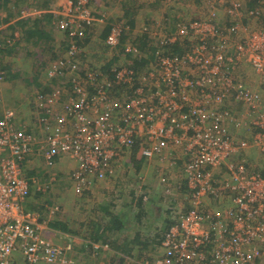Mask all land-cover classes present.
Masks as SVG:
<instances>
[{
  "label": "built area",
  "instance_id": "obj_1",
  "mask_svg": "<svg viewBox=\"0 0 264 264\" xmlns=\"http://www.w3.org/2000/svg\"><path fill=\"white\" fill-rule=\"evenodd\" d=\"M259 2L261 8L249 11L241 0L229 1L226 15L234 23L222 29L211 12L178 22L170 35L160 33L156 40L177 41L182 54L157 52L139 74L124 63L113 66L116 84L135 87L132 95L114 96L106 75L77 60L76 42L98 19L91 0H54V28L69 46L49 63L45 76L64 78L71 87L36 92L31 122H21L16 109L1 110L0 264H76L81 258L72 241L46 236L39 214L25 208L30 189L45 188L27 177L30 164L41 162L50 184L58 177L55 165L67 159L73 190L82 194L94 183L112 181L135 145L137 158L178 166L185 183V203L174 213L158 255L138 264H264V175L244 158L233 159L264 140V105L237 69L250 64L264 88V26L250 31V22L264 16V0ZM39 13L23 9L20 17ZM128 29L112 23L106 47L116 48ZM124 46L138 53L130 43ZM232 101L250 113L247 127L258 132L251 144L234 140L229 130L230 124L246 126ZM262 153L264 164V146ZM58 212L52 203L47 219Z\"/></svg>",
  "mask_w": 264,
  "mask_h": 264
},
{
  "label": "rangeland",
  "instance_id": "obj_2",
  "mask_svg": "<svg viewBox=\"0 0 264 264\" xmlns=\"http://www.w3.org/2000/svg\"><path fill=\"white\" fill-rule=\"evenodd\" d=\"M1 1V0H0ZM181 3H177L174 0H163V3L158 2V7L155 9H159L162 7H168L173 8L171 4H178L180 5L178 7H174V11L177 10L176 15H169L171 18V22H175L176 19L179 20H189V19H203L206 18V16H209V14L212 12L215 14V17L218 20V23L220 25L224 24L226 20V10L228 8V0H225L224 3H219L217 0H200L201 2L198 4L197 0H178ZM231 1V0H229ZM40 2V1H37ZM0 3H3L0 2ZM21 4V3H20ZM19 4V5H20ZM38 4V3H37ZM163 4V6H162ZM182 5H184L185 9L187 8V5L190 4V13H188L185 16L178 15L182 11ZM40 5V4H39ZM53 3L50 6V10H52ZM92 7V6H91ZM35 8V7H34ZM150 8V7H149ZM170 8V9H171ZM176 8V9H175ZM30 11H33V7L29 8ZM37 10V9H36ZM1 15L6 16L8 14V11L6 8L1 9ZM172 11V12H174ZM42 12V11H41ZM185 13V10L184 12ZM166 14V13H165ZM163 13L162 16L159 18L155 17H142L141 20H138L133 25V31H131L128 34V40H132L138 31V28H140L144 23L149 22L150 29L152 32V39H156L157 36L160 35V32H158V28H160L162 31H165V28L163 26V17L165 15ZM174 18V19H173ZM246 18L245 14L241 15V22L242 20ZM119 22L118 20H116ZM114 21V22H116ZM125 21V20H121ZM112 22V23H114ZM247 22V21H245ZM253 22V23H252ZM136 24V26H135ZM158 26V27H157ZM226 26V25H223ZM50 32L52 34V37L54 40L52 42L47 43H28V42H19L11 51L10 53H2L0 54V71L1 67L4 68L5 66V74L4 78L6 81H3V87L1 90V96L0 100L2 99V103L0 102V115L1 110L13 108L18 111V114L20 116L21 122H31L32 121V100H33V94L37 91V89L46 88L44 85V82L46 81L45 76V70L50 62L56 60V58H59L63 55L66 44V36L56 30L54 28V24L52 23L49 25ZM250 31L256 30L263 27H258V24L253 20L250 22ZM5 34L11 33L10 30H7L4 32ZM4 34V35H5ZM19 34V33H18ZM3 35V34H2ZM151 36V33H150ZM232 42H234V38H230ZM51 44H55V48L52 51H45L47 50ZM102 49L99 48L101 51L99 55L93 56L95 61H101L102 58L106 55L113 54L116 63H124L123 58V49L124 46H118L117 48H108L104 45H102ZM85 51L84 57H80L79 61L86 60L87 64H91V61L89 57H87ZM81 59V60H80ZM82 61V62H83ZM102 62V61H101ZM251 70L254 72L252 66L250 64H247ZM242 66V65H241ZM238 67V74L241 78H243L242 75V67ZM255 73V72H254ZM12 74H15L16 77H10ZM256 74V73H255ZM257 75V74H256ZM259 78V81H257V86H259L256 91L258 93L261 102L264 105V88L262 86V78L257 75ZM245 83V79H242ZM245 80V81H244ZM38 83V84H37ZM63 83V84H62ZM66 79H62V81L58 80L57 84H62V88L67 90L68 85L66 84ZM41 87V88H40ZM253 90V89H252ZM232 109H234L232 106H230ZM241 107V106H239ZM242 108V107H241ZM32 110V111H31ZM259 113V112H258ZM250 114V113H249ZM251 117L242 116V121L245 125H239L237 131V135L241 133V137H238L237 135L233 134L232 129L230 128V131L232 132V136L234 140H246L250 144L254 141L255 135L258 133L255 132L254 129L250 128V126L247 127L248 122L250 121ZM240 121V120H239ZM246 130V132L241 131ZM263 138V137H262ZM261 141V140H260ZM260 145H253L249 148H253L255 155L253 154V158H250V155H248V152L242 151L236 156H233L234 160H240L244 158L248 164H251V166H255L258 168H263V153H262V147L264 146V140L263 142H259ZM248 155V156H247ZM62 160V161H61ZM61 164L55 165V170L57 172L58 177L56 178L54 183L52 184V188L49 191H46V193L38 198V202L41 203L45 200L51 199L53 203H56L59 208V212L56 214V216L53 219H59L64 220L67 222L68 229H70L71 233H64L59 230H54L49 226V221L51 219H46L47 214L46 212H40L37 209H31L36 211L39 214L40 222L43 223V225L46 227L43 230V233L46 234V231L50 230V233H48V236L51 240L57 242V243H65L67 241H72L73 245L76 248H79V245L84 241V239L89 238L90 235H92L91 232H93L92 223L94 222H100L99 217H101V213L97 211V205L103 204L104 206L107 205V203H116V209L120 210V212L126 217V221L128 222L127 230L129 229L131 235L137 230V227H140V230L144 233L150 232L152 229L148 225L151 221L159 222L161 221V218L164 217L166 209L170 208L172 206L173 214L176 212L177 209L182 208L185 201L184 193L181 194V188L180 191L178 190L181 181H182V174L180 172V168L178 166H174V168H170L168 166V163L166 161L157 160V158L153 159L156 161L154 164L151 162V164H148L142 170L141 172V179H136L134 177V172H130L124 170L122 172V175L120 177L114 178L112 181L108 182L105 185H100L99 183H94L90 189L85 190L82 194H76L73 190L72 183L69 180L68 172L71 168V165L64 166V161L61 159ZM59 163V162H58ZM150 163V161L148 162ZM162 164V165H161ZM36 167L38 170L43 169L46 170L41 162L34 161V163L30 164L28 168ZM159 167V169H158ZM158 169V170H157ZM120 170V168H119ZM118 170V171H119ZM153 170V171H152ZM169 170V171H168ZM168 171V175L167 172ZM146 174H144V173ZM157 172V173H156ZM155 173L156 175H154ZM149 176V178H148ZM166 176V177H165ZM162 178H164L162 180ZM167 178V179H166ZM155 179V180H154ZM39 182H43L42 178L37 179ZM165 182V183H163ZM141 186H149V192L151 193L150 196V202L147 204V206H144V208L147 209L146 216L143 215L141 217V221L139 222L135 218V213L137 212V209L135 207L136 200H133L131 202V198L129 196V192L131 189L134 190L135 197H138L139 194V188ZM179 186V187H178ZM34 193V192H32ZM122 193V195H121ZM137 199V198H136ZM134 205V206H133ZM226 204H222V206H225ZM25 206V205H24ZM36 208H38L37 205L34 204ZM25 208H27L25 206ZM28 209V208H27ZM52 219V220H53ZM45 222V223H44ZM159 247H157L156 252H150L149 255L153 257L152 259H155L156 255H158ZM85 252V251H84ZM137 250L133 253V258L131 260V263L133 264L134 261L141 260L143 254L138 256ZM81 258H78L76 261V264H98L104 263V264H118L119 255H116L114 253H94V256H89V254L84 257V254L80 253ZM93 255V254H91ZM83 257V258H82ZM140 257V259H139ZM120 263V262H119Z\"/></svg>",
  "mask_w": 264,
  "mask_h": 264
},
{
  "label": "trees",
  "instance_id": "obj_3",
  "mask_svg": "<svg viewBox=\"0 0 264 264\" xmlns=\"http://www.w3.org/2000/svg\"><path fill=\"white\" fill-rule=\"evenodd\" d=\"M2 1L3 3H0V42L2 43L0 54L10 53L11 51H13L14 47L19 42H23V43L28 42V43L37 44V43H47V42L50 43L54 40L50 32V27H48L54 21L53 20L54 16L49 9L51 4L54 2V0H1L0 2ZM241 1L243 2V4H245L246 9L249 11L250 10L255 11L256 9H259L263 6V4L259 2V0H241ZM200 2H201L200 0H197L198 4ZM30 7L33 8L35 7L37 10H41L42 12L33 17H20L21 10L29 9ZM2 8L7 9L8 14H6V16L1 15ZM124 19L125 21H119V22H122L124 26H128L129 29L127 30L128 32L126 34L124 33V35L120 38L119 40L120 42L117 45V47L122 45L124 46L125 42H127L138 50V53L134 54L131 52H126L125 46L123 49L124 64L129 66L134 71L135 74H139L143 72L146 68H148V66L154 61L157 52L161 53L162 55H169V56H175V55L180 56L182 54L183 50L181 46H179L177 41L171 42L167 40L163 42L164 44H162L161 39L160 40L152 39V32L150 29L151 27L149 25V22L148 24L144 23L142 25L148 28L147 29L148 31L146 30L144 32H139L132 40H128V34L133 29L135 18L132 13L127 15V17ZM163 19H164L163 26L165 28V31H162L160 28H158L157 31L160 33H165L167 35H170L175 30L178 22L180 21L182 23L184 22L183 20H179V19H176L175 22L173 21L171 22V18L167 14L164 15ZM239 20H241V18ZM255 22L258 24L259 27L264 26V16L258 17V19L255 20ZM233 23H234L233 21L229 20L228 15L226 17L224 24L222 25H220V23H218L217 20V24L221 29L224 27L223 25H226L227 27L229 24L231 25ZM92 26L88 27L85 32V36L79 39L78 42H76L79 50V53L77 55L78 61L80 57H84L85 51L83 49L85 48V44L89 40L88 38L89 29ZM108 28L110 29L111 25ZM7 30H10L11 33L5 34L4 32H6ZM15 31H17L19 34H14ZM105 38L106 36L103 39L104 46H106L104 43ZM66 41L67 42L65 44V47L63 48L64 53L68 50V46H69L68 39ZM47 48L48 49L45 50L46 52L52 51L55 48V44H51ZM82 61L83 60H81L82 64L86 63V60H84L83 62ZM117 64L118 63H116L114 56H112L110 59H108L103 63H100V66L95 68H97V71H99L102 75H106V77L111 83L110 87H108V91H111V93L114 96H120L122 95V93L125 95H129L133 93L135 87L123 88L121 84L115 83V79L113 75L114 72L112 71V68ZM90 65H92V63ZM1 72L3 75L6 73L5 66L4 68L1 67ZM10 77H16V75L12 74ZM60 80L62 81V79H59V81ZM57 83H58V79L56 78H49V79L46 78V81L44 82L46 88L40 87L41 89H37L36 92L39 91L42 93L43 92L48 93L51 92L52 89L56 87V85H59V87L65 85V84L62 85L63 83L62 84H57ZM66 84L68 85L67 90H70L71 83L67 82ZM88 88H89V93L93 95L95 93L93 87L88 86ZM36 92L34 94H36ZM136 151L137 148L135 145L133 146L132 149V154L134 158L132 163L135 170L133 175L136 179L139 180L142 177L140 171L142 167H144L145 160L137 158ZM258 170L262 175H264V167L258 168ZM25 171L27 173L28 178L30 177H35L36 179L42 178L43 182L41 183H43L45 188L44 190H37L33 188L30 189L29 195L25 199L24 205L30 210L37 209V211L39 210L40 212H46L47 214V207L52 205L53 201L51 199L49 200L47 199L39 203L38 198L43 196L46 193V191L51 190L52 184L54 182H51L50 184L47 182L46 171H44L42 168L38 170L35 166L32 168L27 167ZM180 188H181V194L184 193L185 183H183L182 181ZM180 188L178 189L179 191ZM149 189H150L149 186H141L139 188L138 197L137 196L135 197V193L133 189H131V191L129 192L131 202L133 200H136V203L134 204L137 209V212L135 213V218L139 222L141 221L140 219L143 215L146 216L147 209L144 208V206H147V204L151 201L150 196L152 192H149ZM34 204L37 205L38 208H36ZM115 206L116 203H107L106 206H104L103 204L97 205V211L99 212V214L101 213V217H99L101 224L98 221L94 222V224L92 223L91 225L92 227L91 230H93V232H91L92 235H90L89 238H87V240L84 239L85 240L84 243H82V245H80L79 248L75 247L76 251L84 254V257H86L89 253H96V252L101 253V251L106 252L112 249L114 252L126 255L127 256L126 259L128 260L129 258H133V253L135 250H139L140 252H138V256H140L142 253L148 252V254L147 255L143 254L141 260H138L137 262L135 261L133 264H138L139 262H143L146 260L148 261L153 260L152 259L153 257H151L149 253L156 252L157 247L160 246V243L163 240L164 234L167 232L170 226L175 222V217L174 214L172 213L173 212L172 206L166 209L165 215L163 218H161V221L155 222V224L154 222L151 221L148 224L151 227V229L153 228L150 232L144 233L142 232V230L139 229V227H137L138 230H136L133 233V235L129 234L130 233L129 229L127 230L128 222L125 219L126 217L120 212V210H117ZM54 217H52L48 223L52 229L59 230L64 233L72 232L70 229H68V225L66 221L53 219ZM119 260L121 263L122 260H125V257L122 256L119 258Z\"/></svg>",
  "mask_w": 264,
  "mask_h": 264
},
{
  "label": "crops",
  "instance_id": "obj_4",
  "mask_svg": "<svg viewBox=\"0 0 264 264\" xmlns=\"http://www.w3.org/2000/svg\"><path fill=\"white\" fill-rule=\"evenodd\" d=\"M174 1H176L177 3H181L178 0H174ZM158 2L163 3V0H91L92 9L94 10L95 16L98 19L94 22L93 26L89 29V37H88L89 40L85 44V48L83 50L87 51L86 52L87 57L91 58L90 61L92 60L91 61L92 66L98 67V66H100V63L107 61L108 59H110L113 56V54L112 55L109 54V55L104 56L102 58L103 60H101L102 62L101 61H99V62L95 61V59L93 58V56L99 55V53L101 52L99 50V48L100 49L104 48V47H102L103 39L107 35V33L109 31L108 27L112 24V22H114L116 20H118V21L125 20L124 18H126L127 15L132 14V13L134 15V18H135L134 21L135 22H137L138 20H141L142 17L159 18L160 16L163 15V13L164 14L166 13L167 15H170V16L176 15L177 10L174 11V7L179 8V6H180V5H178V4L176 5L174 3V4H171L173 6V8L170 7L171 9L169 8V6L168 7L164 6V7H162V9L161 8L155 9L158 7ZM162 6H163V4H162ZM181 6H182V11L184 12V10H185V13L181 12L178 15L185 16L188 13H190V8H191L190 4L187 5L186 9H185L186 6L184 7V5H182V4H181ZM172 11H174V12H172ZM135 26H136V24H135ZM135 33H139V31H137ZM14 34H18V32L15 31ZM125 43H127V42H125ZM241 67H242V70H241L242 75H243V78L246 80V81L245 80L244 81L247 84V86L253 90L257 89L259 87V86H257V81H259L258 76L251 70V68L248 65L243 64ZM3 78H4V75L0 78V96L2 95L1 90H2V87L4 84L3 81H6ZM1 101H2V99H1ZM231 106L234 108L233 110H235L238 113V115L240 114L241 116H246V117L250 118L249 112L244 110L242 106H241L242 108L239 107L240 105L237 102L232 101ZM230 128L232 129L233 134L237 135L236 130L238 129V127H235L232 124H230L229 130H230ZM241 131L246 132V130H241ZM240 135H241V133H240ZM240 135L238 137H241ZM246 151L248 152V155H250V158H253L252 155L253 154L255 155L254 149L248 148V149H246ZM133 160H134V158H133L132 153L125 155L124 159H123V165L120 168V170L116 173L115 178L120 177L124 170H126V171L129 170L131 173L134 172L135 170H134L133 163H132ZM61 161L59 160L58 161L59 163H57V164H61L62 163ZM63 161H64V164H63L64 166L69 165L68 164L69 162L67 159L64 158ZM148 162H149L148 160H145L144 167H142L140 172H142V170H144V168L146 166H148V164H151V162H153L154 164L156 163V161H154L153 159L150 160V163H148ZM153 174L156 175L155 173H153ZM148 178H149V176H148ZM108 182H110V181L99 182V184L106 186V184ZM106 187H108V186H106ZM139 229H140V227H139ZM137 230H138V228H137ZM48 233H50V230L46 231L45 235H48ZM84 241L82 243H84ZM82 243H81V245H82ZM79 247H80V245H79ZM137 251L140 252L139 250H137ZM102 252L103 251H101V253ZM138 252H136V253H138ZM105 253H114L116 255H119L120 257H122V256L125 257V260H122L121 263H119L120 262V260H119L118 264H132L131 263L132 258H129L127 260L126 255L114 252L112 249L106 251ZM91 254H93V255H91ZM89 256H94V253H89ZM98 264H104V263L99 262Z\"/></svg>",
  "mask_w": 264,
  "mask_h": 264
}]
</instances>
